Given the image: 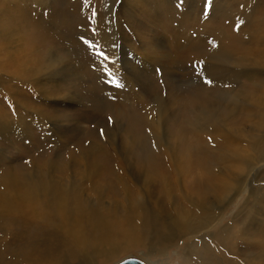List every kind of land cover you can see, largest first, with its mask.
<instances>
[{"label":"rangeland","instance_id":"1","mask_svg":"<svg viewBox=\"0 0 264 264\" xmlns=\"http://www.w3.org/2000/svg\"><path fill=\"white\" fill-rule=\"evenodd\" d=\"M81 37L115 61L108 75ZM263 108L264 0H0V176L50 171L88 205L89 184H104L100 203L116 210L127 187L135 246L103 260L109 240L75 239L49 246V264H264ZM136 185L158 220L199 227L148 246ZM201 236L204 257L191 251Z\"/></svg>","mask_w":264,"mask_h":264},{"label":"bare ground","instance_id":"2","mask_svg":"<svg viewBox=\"0 0 264 264\" xmlns=\"http://www.w3.org/2000/svg\"><path fill=\"white\" fill-rule=\"evenodd\" d=\"M262 110L264 111V108ZM207 115L208 114H206V116ZM20 121V126L21 123L22 125H26L25 123L23 124L22 118H20ZM263 121H260L262 122L260 123V126L264 124ZM210 123L212 125V121H210ZM234 151L232 153V157L236 159L235 162L237 165H235V167L242 170L246 169L248 164L247 157L238 155L236 152L237 150ZM85 164L86 167L84 168H87V159ZM87 172L90 174L89 170ZM18 173L12 174L9 172L0 176L1 259H5L7 255L15 258L13 262L12 260L7 259L8 262L10 261L8 264H19V261L28 264H49V246L55 253H59L63 248L67 247L69 242H72L75 239V241L82 239L83 243H91L102 239L109 240L111 245L110 248L103 253V260L110 258L112 259V257L120 253L122 250L128 249L129 244H131V246L136 245L135 240L130 235L131 226H128V220L126 218V202L128 198L127 187L124 184V188H122V198L124 199V203L119 206L120 210H116L117 207H115V209L112 207V205L106 204L103 206L100 203L103 196L101 188H103L104 184H102V186L96 185L95 183L89 184V186H91V190H89V188L88 190L92 191L95 197L92 204L88 205V203L85 202L86 198L81 197L80 185L74 184V182H72L70 179L68 180V185L66 183L65 185L61 183L62 181L60 182V180L52 178L49 174L50 171L46 173L42 171H34V174L30 172H26L24 174ZM80 173L82 174L80 178L86 179V181L89 182V178L88 176L86 177L85 174L86 171L83 170ZM136 188V191H138V189L140 190L138 186ZM144 191H138L136 197L129 199V209L132 218L138 223L139 226L147 231V233H154L153 238H142V242L146 240V244L148 246L150 243L153 246L158 244L161 245V241L171 244L173 242L172 238L175 239V235H177L179 231L190 233V231L196 229L195 227L198 224L195 223L194 219L190 218V216H176L177 220L175 219L176 217H171L173 218L172 221L175 222L173 223L171 221L172 223L170 224L164 220H158V218L155 217L156 215L154 216V214L158 215V211L151 207L148 195L146 194L147 192ZM37 220H40L41 222L39 224L35 223L34 221ZM12 226L13 228H11ZM197 227H199V225ZM228 228L229 227L224 228L222 231L219 230L220 237L218 239L221 241V243V239L223 238L222 236H224V233ZM66 234L70 237V241L67 239L68 237ZM120 236H123L124 240L115 242V238ZM21 240L26 241L27 243H29L31 240H35L37 245H35L36 243H31L35 246H29V249L25 247L26 244L25 246L19 245ZM194 243L195 245H192L191 251L193 253L195 252L200 257H204L202 255H205L208 249L206 247L208 243V241L206 243V238L201 236V238H198V241ZM1 247H3L2 250ZM231 252L233 251L231 250ZM32 254H36V260L31 259ZM146 254L150 255L148 253ZM126 258H131V256L125 257L123 259ZM142 263L147 264L144 261ZM0 264H4V261H1ZM150 264H157V262L150 261Z\"/></svg>","mask_w":264,"mask_h":264},{"label":"snow or ice","instance_id":"3","mask_svg":"<svg viewBox=\"0 0 264 264\" xmlns=\"http://www.w3.org/2000/svg\"><path fill=\"white\" fill-rule=\"evenodd\" d=\"M96 15H97L96 11H93L92 12V20L93 21L95 20ZM93 31H95V30L93 29ZM81 40L84 44H86L88 46V48L90 50H94L93 54L100 58L101 70L104 72V74L108 75V73L105 72V65H107V67H108L109 62L114 64L115 61L112 60V58L105 51L102 50V47H101L99 42L90 41V40L85 39L84 37H81ZM85 41L87 43H85ZM110 75L112 76L113 74L110 73Z\"/></svg>","mask_w":264,"mask_h":264},{"label":"water","instance_id":"4","mask_svg":"<svg viewBox=\"0 0 264 264\" xmlns=\"http://www.w3.org/2000/svg\"><path fill=\"white\" fill-rule=\"evenodd\" d=\"M117 264H143V263L135 258H126L118 262Z\"/></svg>","mask_w":264,"mask_h":264}]
</instances>
